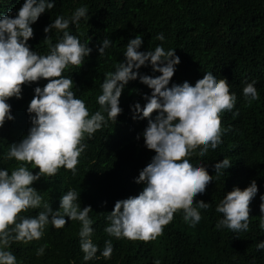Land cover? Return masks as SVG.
I'll return each mask as SVG.
<instances>
[{
	"label": "trees",
	"instance_id": "1",
	"mask_svg": "<svg viewBox=\"0 0 264 264\" xmlns=\"http://www.w3.org/2000/svg\"><path fill=\"white\" fill-rule=\"evenodd\" d=\"M25 0H0V16L11 12L18 14ZM55 7L41 15L32 25L34 38L28 41L31 50L47 55L50 45L45 27L62 15L71 19L74 11L85 6L87 19L79 25L70 24L67 30L77 36L81 43L92 49L80 67L70 66L63 76L73 80L76 98L85 102L90 115L100 110L98 96L105 74L115 72L116 66L125 61L124 53L131 39L142 35L140 51L147 52L162 46L166 51L175 50L181 63L176 66L169 87L182 85L185 81L193 86L205 73L211 72L217 79H227L230 94L237 102L230 112L221 115L222 142L213 150L209 148L204 157L196 154L190 158L194 166L203 164L209 175L215 176L214 166L228 158L231 167L222 170L219 179L214 177L204 194L196 202L204 201L211 206L199 209L202 219L194 227L183 219V211L174 214V219L164 227L162 235L149 242L117 239L104 229L109 226L107 215L115 203L138 195L144 184H137L140 172L151 162L155 152L146 148L143 132L147 119H133L132 107L146 104L144 96L152 90L139 79L125 86L120 99L121 115L117 122L108 121L92 138L85 136L87 145L79 158L77 174L61 168L54 177H42L33 187L43 197V203L53 211L60 210V200L69 189L78 193L81 210L91 206L93 221L91 239L99 248L96 258L84 261L80 248L82 224L65 218L62 229L50 223L39 241L15 242L7 250L17 259V264H264V250L256 245L264 243V229L260 228L261 197L264 196V0H54ZM163 34V41L156 37ZM55 45L63 32L53 29L49 34ZM112 44L100 56L98 47L103 40ZM141 75L159 76L151 64L142 67ZM255 81L259 99L250 103L243 95L247 83ZM48 81L24 85L22 98H11L13 120L0 128V169L9 174L18 162L8 160L10 145L25 138L30 128L28 107L35 95V88H43ZM106 119L107 114L104 113ZM157 114H153V118ZM139 137V139H138ZM29 171L38 174L31 164ZM255 180L258 193L250 205L249 229L233 232L217 228L223 214L216 211L228 192L241 190ZM44 211L43 204L37 209L22 213L23 217H35ZM111 240L113 254L105 259L101 253L105 241ZM47 245L44 254L37 250Z\"/></svg>",
	"mask_w": 264,
	"mask_h": 264
},
{
	"label": "clouds",
	"instance_id": "2",
	"mask_svg": "<svg viewBox=\"0 0 264 264\" xmlns=\"http://www.w3.org/2000/svg\"><path fill=\"white\" fill-rule=\"evenodd\" d=\"M54 7V0H25L15 18L11 12L0 16V128L14 119L8 101L21 99L24 85L38 83L41 79L48 81L43 88L34 90L27 110L32 124L28 135L10 145L5 154L8 160L18 162V166L11 174L0 169V264H17L16 256L7 250L13 243L39 241L49 223L56 229L64 228L66 217L82 224L79 236L84 261L96 258L99 248L91 239V206L81 210L78 193L69 189L61 197L60 210L53 211L49 204L43 203V197L33 185L42 177L56 176L61 168L74 176L77 174L79 158L87 147L85 136L92 138L108 121L117 122L123 111L119 103L122 92L130 81L139 79L152 90L151 96H144L146 104L141 107L136 103L132 111L133 119H147L143 138L146 148L155 152V156L135 181L145 185L143 190L136 196L117 201L114 210L107 215L109 226L104 231L109 236L131 241L155 240L180 210L184 221L194 227L202 219L199 209L211 206L202 200L197 203V196L206 192L214 177L219 179L222 170L232 166L225 158L215 164L216 175L211 176L202 163L194 166L190 162L197 149L198 155L204 157L209 148L215 150L222 142L221 115L232 111L237 102L236 95L230 94L227 79H217L208 72L194 86L185 81L169 87L176 66L181 63L180 57L175 50L166 51L162 46L154 51H140L143 37L137 35L126 46L125 61L116 66L115 72L105 74L102 94L98 96L100 110L90 115L85 102L76 98L72 90L73 80L63 76L70 66L80 67L92 52L88 43H81L67 31L70 24L78 26L82 18L87 19L88 8H77L70 20L59 15L45 27L43 42L50 45L47 55L32 51L28 45L34 38L32 25ZM53 29L63 32L55 45L51 44L49 35ZM156 39L163 41L165 37L161 33ZM111 44L112 41L103 40L102 47L97 49L100 56ZM149 63L159 76L140 74L139 70ZM243 95L249 103L259 99L255 81L246 84ZM154 113L157 115L153 118ZM28 164L39 169L38 174L29 171ZM257 193L255 180L244 190L236 187L228 192L216 208L224 217L216 227H226L233 232L247 231L250 205ZM261 200L264 201V196ZM42 204L44 211L37 216L21 215ZM260 211L264 214V203ZM260 228L264 229V215ZM46 247H40L37 256L43 255ZM256 247L264 250V243ZM112 254V242L106 240L101 255L110 259Z\"/></svg>",
	"mask_w": 264,
	"mask_h": 264
}]
</instances>
